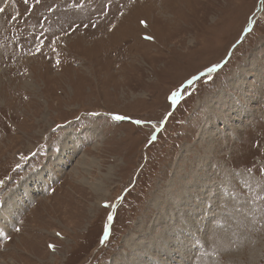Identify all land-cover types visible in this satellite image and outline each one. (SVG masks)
Wrapping results in <instances>:
<instances>
[{
  "label": "rangeland",
  "instance_id": "1",
  "mask_svg": "<svg viewBox=\"0 0 264 264\" xmlns=\"http://www.w3.org/2000/svg\"><path fill=\"white\" fill-rule=\"evenodd\" d=\"M0 9V264H264V0Z\"/></svg>",
  "mask_w": 264,
  "mask_h": 264
},
{
  "label": "bare ground",
  "instance_id": "2",
  "mask_svg": "<svg viewBox=\"0 0 264 264\" xmlns=\"http://www.w3.org/2000/svg\"><path fill=\"white\" fill-rule=\"evenodd\" d=\"M104 9H105V7H104ZM111 10V9H110ZM110 12V11H109ZM200 180V179H199ZM190 190V189H189ZM188 191V190H187ZM180 196V195H179ZM184 201V200H183ZM15 204L16 203H14L13 205L14 206H12L9 210H8V213L7 214H5V215H3V217H0V222L2 223V222H4L6 225L4 226V227H6L5 229H9L10 228V226L8 225V223H10L11 221H12V216H13V218H14V216L19 212V210H20V208L21 207H17V206H15ZM21 205V204H20ZM22 206V205H21ZM25 206V205H24ZM170 214V213H169ZM169 221V220H168ZM178 225V224H177ZM3 226V225H2ZM14 226V225H13ZM167 227V226H166ZM10 230V229H9ZM155 253V252H154ZM151 256L153 257L154 256V254L152 253L151 254ZM146 257V256H145ZM138 258L140 259V260H137L138 261V264H142V263H144V264H148V262H146L145 260H146V258H144V256L143 257H141V256H138ZM145 259V260H144ZM133 263V262H132Z\"/></svg>",
  "mask_w": 264,
  "mask_h": 264
},
{
  "label": "snow or ice",
  "instance_id": "3",
  "mask_svg": "<svg viewBox=\"0 0 264 264\" xmlns=\"http://www.w3.org/2000/svg\"><path fill=\"white\" fill-rule=\"evenodd\" d=\"M25 2H27V0H25ZM0 11H2V9H0ZM214 70L215 69H210V71H214ZM177 95L178 94H173V98H172L173 99V103H175V100H176ZM113 119L114 120H117V121H121V120H124L125 117L124 116H120V115H115V116H113ZM134 123L140 124L141 122L139 120H137V121H134ZM108 219H109V221H111L112 220V217L109 216ZM105 235H107V230H105Z\"/></svg>",
  "mask_w": 264,
  "mask_h": 264
},
{
  "label": "built area",
  "instance_id": "4",
  "mask_svg": "<svg viewBox=\"0 0 264 264\" xmlns=\"http://www.w3.org/2000/svg\"><path fill=\"white\" fill-rule=\"evenodd\" d=\"M17 37H19V36L16 35V38H17ZM179 106H180V105H179Z\"/></svg>",
  "mask_w": 264,
  "mask_h": 264
}]
</instances>
